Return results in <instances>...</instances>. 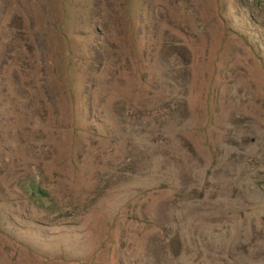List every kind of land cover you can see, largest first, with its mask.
Wrapping results in <instances>:
<instances>
[{"label": "rangeland", "instance_id": "1", "mask_svg": "<svg viewBox=\"0 0 264 264\" xmlns=\"http://www.w3.org/2000/svg\"><path fill=\"white\" fill-rule=\"evenodd\" d=\"M70 3L0 0V264H264V0Z\"/></svg>", "mask_w": 264, "mask_h": 264}, {"label": "trees", "instance_id": "2", "mask_svg": "<svg viewBox=\"0 0 264 264\" xmlns=\"http://www.w3.org/2000/svg\"><path fill=\"white\" fill-rule=\"evenodd\" d=\"M71 0H64V4L61 6V12L64 15V18L59 21H43L38 23V29H43L44 27L49 30L53 35L60 36L63 39L68 41V51L71 54V45L70 40L77 37H85L90 34H96L100 32V27L103 25L94 23L93 21L88 20H79L71 18V15L78 14L77 11L80 9L79 6L73 5L70 3ZM77 10V11H76ZM101 32L103 30L101 29ZM103 35V33H101ZM90 50H86L81 57H79L78 62H85V64H93L94 60L92 58V50L91 53L88 54ZM86 56V57H85Z\"/></svg>", "mask_w": 264, "mask_h": 264}]
</instances>
